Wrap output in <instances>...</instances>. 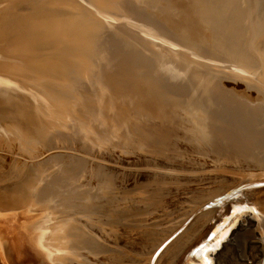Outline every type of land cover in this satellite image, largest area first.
I'll return each instance as SVG.
<instances>
[{"label": "bare ground", "instance_id": "obj_1", "mask_svg": "<svg viewBox=\"0 0 264 264\" xmlns=\"http://www.w3.org/2000/svg\"><path fill=\"white\" fill-rule=\"evenodd\" d=\"M36 1L31 6L34 7L31 12L19 8L13 14H5L3 19L6 32L15 28L17 24L18 27L25 28L18 38L11 39L0 47L1 58L3 60L8 58L7 61L11 62L6 65L1 62V64L10 73L13 81L23 82L25 73L31 74L36 71L35 73L39 72V75L41 72L43 75L40 76L41 78H45L46 75L50 76V79L52 76L55 80L58 78L60 81L74 82V90L79 92L88 89L89 87H85L87 83L95 79L101 80L111 88L118 85L122 91L129 92L128 84L139 80L143 83L148 80L155 86V89L151 88L152 95L157 97V99H148V97L144 102L127 105L131 110L128 111L131 113L130 118L128 119L126 114L123 116L131 122V126H127L131 127V130L127 133V127L125 128L127 134L123 133L126 137L117 135L120 140V150L116 155L111 158L110 154V158H105L106 154L104 156L101 154L104 158H100L97 149L85 145L82 149L86 146L88 148L85 152L84 149L81 151L92 157H89V160L88 158L80 160L82 161L78 163L80 168L78 164L75 168L77 177H70L73 170L67 168H71L73 161L78 162L81 154L74 156L67 152L65 156L69 161L72 160L71 163L69 162L70 167L64 168L65 164L68 165L65 162L62 165V169L67 171L64 170V175L67 173L69 175L67 182L64 181L63 174V176L57 174L61 170L59 166L56 176H62L64 179L56 178V182H53L51 178H55V175L51 173V177L47 175L41 180V187L45 190L49 188L52 193L62 190L69 201L71 195L74 196L77 191L80 194V191L85 189L84 186H79L81 176L84 185L90 183L91 187V184L96 186L94 180L98 179H104L100 183L104 184L105 178L108 180L107 177L112 173L117 177L121 176L120 178H123L124 173L128 175L132 170L129 168L135 162L131 164V151L134 156L138 157L143 152V156L158 160L159 165L156 168L159 169L158 175L166 176L169 181L183 180L180 179L183 177L182 173H178L181 171L177 170L178 167L174 168L176 163L182 166L187 161H193L196 166L199 164L201 167L193 175L202 178L190 182L198 184L200 195L190 197V201L187 199L186 206L183 205L184 217L176 218L172 223V230L165 231L164 236L154 242L151 249H148L149 252L143 254L137 264H223L222 258L231 251L234 259L232 264H264V99H256V95L262 91L260 82L264 75V0L181 1L179 6L169 7L170 13L174 15L175 21L172 25L176 30L165 31L164 27L152 25L158 33L145 27L138 11L140 6L151 8L159 0ZM23 3L19 1L18 4ZM184 23H195L199 27L209 29L216 36L213 47L210 49L201 47L202 40L193 39L191 36L185 37L183 33L187 29H184L186 28ZM226 36H229V53H224L222 50V43L225 42L223 37ZM52 54L61 58L55 56L52 58ZM5 55L12 58L4 57ZM257 65L260 69H256ZM112 82L115 84H111ZM51 92L60 97L64 96L56 90ZM52 94L51 99L55 98ZM51 113L49 109L36 110L29 104L15 101H8L0 106V129L5 138L7 140L17 138L30 149L35 145L41 148L36 153L34 150L30 152L31 160H39L35 164H29L37 177L44 172V169L49 168L48 162L55 155L49 153L47 159L43 157L40 160L39 158L46 152L52 151L44 145L54 141L60 142L63 135L71 131L77 138H81V133L86 128L84 123L77 124L66 120L68 118H62L63 116L55 117ZM115 125L118 127L117 124ZM119 125H122V121ZM176 141L184 143L188 149L183 151L182 155L176 150L171 151L167 146ZM30 153L28 152V155ZM122 155L126 158L123 159ZM66 157L64 160L67 159ZM165 160L175 163L174 166L169 162H166L169 164L167 165L164 163ZM221 170L244 172L245 179L231 184L227 180L203 177L217 175V171ZM61 171L60 173L63 172ZM174 171L178 175L171 174ZM212 180L217 181V186L215 184L214 187L206 188L205 183L210 186ZM99 182L98 180L97 186H100ZM122 183L120 182L121 185ZM93 188L91 187L89 191L91 192ZM91 194L94 193H87V197ZM64 198L66 199L65 196ZM69 202L68 205L73 204ZM89 202L88 208L91 206ZM6 205L7 201L0 202V207ZM79 210L81 212L77 214L78 217H74L78 212L70 213L74 214V218L72 215L69 219L67 217L61 225L52 229L49 236L47 234V236L22 237L18 232L26 230L29 234V228L37 222L30 220L24 226L22 224L24 219L21 218L23 215L14 213L1 216L0 264H17V262L28 264L33 261L32 256H26L21 251L22 249L33 251V248L46 256L49 254L48 256L59 263L62 261V264H87V255L93 254L95 242L103 236L100 234L107 225L101 220H90L84 209ZM95 215L101 214L95 213ZM248 215H251V219L247 218ZM20 225L24 227L20 228ZM53 225L54 222L51 228ZM89 226L96 227L100 234L91 233ZM231 226L236 228L231 231ZM256 231L260 237L255 236ZM240 238L244 239L245 245L237 249L238 245L235 243ZM98 252L95 256L100 255L101 252ZM103 257L104 260L109 258L106 256L101 258Z\"/></svg>", "mask_w": 264, "mask_h": 264}, {"label": "rangeland", "instance_id": "obj_2", "mask_svg": "<svg viewBox=\"0 0 264 264\" xmlns=\"http://www.w3.org/2000/svg\"><path fill=\"white\" fill-rule=\"evenodd\" d=\"M19 1H23L26 4H24V3L18 4ZM38 1H41V0H38ZM181 1H186V0H159V2L156 5H153V7H151V8H145L144 6H140L138 14L141 17V20L144 21L143 24L145 25V27L147 29L154 30L156 33H158V32L154 29L153 26L164 27L165 31H169L170 29L176 30L174 25H172V24H174L173 21H175L174 15L170 13L171 8H169V7L179 6L178 4ZM36 2H37L36 0H30L29 3H28V0H0V47H3L4 43H6L7 41H9L11 39L18 38L21 31L23 29H25L24 26L18 27V24H17L15 28H13L7 32L4 31L5 29H4V25H3L4 24L3 19H4L5 14L6 15L7 14H13L14 12H16L15 10L19 9V8H25L26 9L25 12H29V11L31 12L34 9V7L31 8V6ZM137 3H139V1H137ZM184 24L186 26V28H184V29L185 30L187 29L186 32L183 33L185 35V37L191 36L193 39L202 40L201 41L202 42L201 47L209 48V49L213 47L214 40H215L216 36H214L209 29L199 27V26L195 25V23H192V24L184 23ZM223 39H225V42L222 43V48H223L222 50L224 53H229V51H228L229 36L223 37ZM54 56L58 59L61 58V57L59 58L56 55L52 54V58H55ZM1 57L2 56L0 55V58ZM4 57H9V59L12 58V56H7V55H5ZM23 57H25V56H23ZM4 59L5 60H3L2 58L0 59V106H2L3 104H6V102H8V101H15V102H22L25 104H29V106L31 108L33 107L36 110L49 109L52 112L51 114H53L55 117L58 116L60 118L63 116L62 118H64V119L68 118L66 120L73 121L77 124L78 123H81V124L84 123L86 128H84L83 130L85 131V129H86V131L85 132L82 131L81 138L80 137L77 138L75 133H73L71 131L70 133L63 135V137H62L63 139L61 138L62 140L60 142L54 141V143L44 145L47 149L50 148L52 151L46 152L44 156H41L39 158L40 160L43 157H44V159H47L49 156L47 154H49V153H51V154L54 153L55 155H54V157L52 156L53 159H51V160H53V161L50 160V162H52V163L48 162L50 165V166H48L49 168L44 169L43 170L44 172H42L41 175L39 174L40 176L37 177L35 172H34L33 167H31L29 164L30 163L35 164L39 160L38 159L36 161H35V159L31 160L30 159V157H31L30 152L34 150V152L36 153V151L41 149V148L38 145H35L33 147L34 149L33 148L30 149V148H28V146L24 145L22 143V141H20L17 138L16 139L10 138V140H7V138H5V136L2 134V131L0 129V202L7 201V205L5 207H0V217L1 216H7L9 214H14V213L17 215H21V216L23 215V217H21V218L24 219V221H23L24 223L22 222V224L24 226L26 225V222H28L30 220L36 221L37 223H35L34 225H32L29 228V230H28L29 234L26 233L27 232L26 230L18 232V234H20L22 237H26V236H30V237L31 236H47V234L49 236V233L52 232V229L56 228L57 225H61L62 222L67 220V217L69 219V217H71V215L73 217L75 212H78L75 214L76 216H74L76 218V217H78L77 214H79V212H81L79 209H82V210L84 209L86 214L88 213V216L87 215L86 216L89 217L90 220H92V221L101 220L104 222V224L107 225V226L105 225L106 228H104V232L102 230H100V232L102 231L105 235L102 234V232L100 234L99 230L96 227L93 228V226H89V227H91V229H90L91 233H93V234L99 233L101 236L102 235L103 236L101 238L99 237L100 239H97V241L95 242L96 245L94 247H95V249L97 248L96 253L94 252L95 249L93 247V245H94V243H93L92 252H93V254L94 253L95 254H94V256L91 253L89 255H87L88 256V263L87 264L90 263L89 261H94L95 264H111V263L112 264H137L140 260V257L143 254H147L149 252V250L151 249L154 242L161 239L164 236L165 231L167 232L169 230H172V228H173L172 223L175 222V219L178 217L179 218L184 217L183 215L185 212L183 211V205L185 207L187 204L185 202H187L188 200L190 201L191 200L190 197H196V196L200 195L201 190H200V188H198V184L196 183L197 184L196 185V184L190 182L192 180L202 178V176L193 175L200 170L201 167H199V164L196 166L193 163V161L192 162L187 161L182 166L177 165V163L176 164L174 163L175 164V166H174L173 162H169V161L165 160L164 163L169 162V163H171V165L173 164L174 168L178 167L177 170L181 171L178 173L179 174L182 173L181 175L183 176L180 179L186 180V181H183V180L177 181L176 179H170V181L172 180L170 182L168 180L169 178H167L166 176L164 177L161 175L162 176L161 177L160 175H158L159 169H156L159 165V163L157 162L158 160H152L150 157L143 156V152H141L140 155L137 157V156H134L133 152L131 151L130 153H132V154H130L131 155L130 157L132 160H130V161L132 163L131 162L130 163L133 164V162L134 161L135 162L131 166V168H129V170L132 169L133 171L130 170L128 175L124 173V175L122 176L123 178H120L121 176L120 177L115 176L114 173L110 174L109 175L110 178H108L109 176L107 177L109 182L105 178V182H108L109 184L105 183V182H104V184L103 183L100 184L101 182L104 181V179H101L103 181L98 179L100 181L99 184L101 187L99 185L97 186L98 180H94V183H96L97 187L95 186V184H94V186H93V184H91V187L92 188L94 187L93 190L91 189V192L89 191L91 188L89 185L90 183L84 185V183H83L84 180H82L83 176H81L82 179H81V181H79V183H80L79 186L80 187L84 186L86 190L82 189V191H80V194H79V191H77V193H75V194H77L78 196L74 194L75 198H74V196L71 195L74 198L73 199L71 196H70L71 198L69 197V201L71 200V202H69L67 200L68 197H67V195H64L65 193L62 190L58 191L57 193L56 192L52 193V191L49 188H47V190H45L43 187H41V180L45 179V177H47V175H48V177H51L50 175L52 173L53 175H55V178H51L52 180H54L53 182H56L55 181L56 178L58 180H61L63 177H65V179L63 178L64 181L66 180V182H67V178L69 175H67L68 174L67 173L66 174L67 177H66V175H64L66 169H62L63 167L67 168L71 163L70 161H72L71 159L69 161V159L65 156V154L67 152H69L70 154H73V155L74 154H81V156H79L80 159H78L79 161L78 162H76V160L73 161L72 162L73 164L71 163V168H67V169L73 170L72 171L73 174L70 175V177L71 176L74 177L75 171L77 172V170L75 169L77 167L76 165L79 162L80 163L82 162L80 160H84L87 158L89 160L90 159L89 157H92V155H90V154L87 155V154L83 153V152H85L86 148H88L87 146H86V148H83L84 149L83 152L81 151V150H83L82 147H85V145H88V146L90 145L89 148L91 147V149H92V147L94 150L97 149V155L99 154L98 155L99 157L101 154L103 156H104V154H106L105 158H110V154H111V158H112V156L116 155L117 154L116 152H118V150H120V148H119L120 140H119L117 135H122V136L124 135V137H126L125 135L127 133H129V131L131 130V127H127L128 125L131 126V122H128V119L130 118L129 116L131 115V113H130L131 110L128 109L129 106H127V105L132 104L133 102H135V103H137L139 101L144 102L148 97H149L148 99H157V97H155V95L154 96L152 95V91H153L152 89L153 88L155 89V86L151 85L148 80L144 81L143 83L140 82V80L134 81L133 84H128L129 85L128 90L130 92L129 93L127 91L126 92L122 91L118 85L114 88H111V87H109L108 84H103L104 82H101V80L95 79V80L87 83L88 85L85 87H89L88 89L90 91L88 89H86V90H84L85 91V93H84L83 90L80 92L74 90L75 89L74 88L75 87L74 82L70 83L69 81L66 82L65 80H63L65 83V85H64L63 81H60V79L56 78V80H55V78H53L52 76H51L52 79H50L49 78L50 76L47 77L45 75V73H42L45 75V78L44 77L41 78L40 76H43V75H41V72L39 75V72L35 73L36 71L32 72L33 74L32 73L31 74L25 73L24 76H26V77L23 76V82H17V81H13L12 77L10 76V73L7 72L6 69L4 68V66L1 64V62H3V64H5V65L11 63V62L7 61L8 58H4ZM4 61H5V63H4ZM6 61L8 63H6ZM256 69H260V66L257 65ZM34 73H35V75H34ZM31 77H34V78H31ZM39 77L41 78V81H42L41 83H40ZM29 78H30V80H29ZM35 78L37 80H35ZM43 81H44V83H43ZM46 81L47 82L49 81L48 83H51V84H48ZM52 81L54 82V84ZM113 83L115 84V82H112L111 84H113ZM46 84H48V85H46ZM69 85L70 86L72 85V86L70 87ZM90 85H93V86H90ZM28 86L29 87L31 86V87L29 88ZM66 86H67V89H66ZM52 87H55L56 89L52 88ZM90 87H91V89H90ZM57 88H58V90H57ZM37 89L38 90L40 89V90L38 91ZM260 89L262 91L256 95V97H257L256 99H264V75H263L262 80L260 82ZM47 90H49V92H51L52 90L53 91L56 90L57 92H60V94L62 93V95H64V96L60 97V96L54 95L55 93L51 92L50 95L53 93L52 95L55 97V98H53V96H52L53 99H51L49 92ZM86 91H88V92H86ZM112 91L113 92L115 91V92L112 93ZM45 92L49 96H47V94ZM81 92H83V94ZM92 93H94L96 95H94ZM104 93L106 95H104ZM45 94H46V97H48V98L45 97ZM91 94H92V96H91ZM83 97H85V98H83ZM81 98L83 99V101ZM94 98H96V99H94ZM84 99H86V100H84ZM124 103H125V105H124ZM128 111H130V112H128ZM58 114H60V115H58ZM124 114H126V116L128 115L127 116L128 119H126V118H125L126 120L124 119V117H126V116H123ZM120 118H121V120H120ZM92 121L93 122L96 121V122L93 124ZM121 121H122V125L124 128L122 127V125H119V123L121 124ZM103 122H105V123H103ZM125 123H129V124H125ZM115 124H117L118 127L119 126L120 127L119 128L116 127ZM124 125H126V126H124ZM114 127H116V128H114ZM126 127H127L126 130L128 131L127 133L125 130ZM105 129H107V130H105ZM118 129H121V130L118 131ZM88 131H90V132H88ZM120 131H121V133H120ZM123 132H125L126 134H124ZM118 133H120V134H118ZM102 134H103V136H101ZM82 137H84V138H82ZM84 142H87V144H84ZM110 142H112V143H110ZM117 142H118V144H117ZM184 145H185L184 143H181L180 141H176V142L171 143L167 146L170 148L171 151L176 150L177 153L181 154V153H183V151L188 150L187 147H185ZM51 147H53V148H51ZM94 147H96V148H94ZM107 150H109L110 152ZM114 150H115V152H114ZM28 152L30 153L29 155H28ZM24 153H26L27 155ZM107 154H109V155H107ZM102 155L100 158L103 157ZM65 157L68 159V162H67V159L64 160ZM122 157H123V159L126 158V156H124V155H122ZM184 158H186V157L184 156ZM125 161L126 160H124V162ZM64 162L68 163V165L65 164ZM63 163L66 165V167L65 166L62 167ZM153 163H154V165H151ZM137 164H139L138 165L139 167L137 166ZM141 164H142V166H141ZM147 164L149 166H151L152 168L148 167ZM156 164H157V166H156ZM54 165H56V166H54ZM167 165H169V164H167ZM248 165H250V164H247V166ZM59 166L61 167V170L63 171L62 172L60 170L62 173H60V171L58 170V169H60ZM143 166H145V167L143 168ZM78 167L80 168L79 164H78ZM136 167H137V169H136ZM51 168L53 170H51ZM138 170H140V171H138ZM131 171H132V174H131ZM136 171H138V172H136ZM143 171L146 173H144ZM48 172H50V173H48ZM68 172L71 173V171H69V170H68ZM133 172L135 174H133ZM217 172H218L217 175H205L203 177L204 178L214 177L215 179L221 180V181L227 180V181H230L231 184L244 181V179H245L244 172H241V171L240 172H232L231 170H221V171H217ZM56 173L58 175L63 174L64 176L62 175L63 177L62 176L58 177V175L56 176ZM137 173L139 176L137 175ZM140 173H142V174H140ZM176 173L177 172L174 171V173L172 172L171 174L175 175ZM178 173L176 175H178ZM126 176L129 178H127ZM153 176H155V177H153ZM75 177H77V176H75ZM156 178L158 181L156 180ZM178 178H179V176H178ZM174 180L177 182H175ZM173 181H174V183H173ZM187 181H189L191 184ZM120 182L121 183L123 182L122 185L120 184ZM154 182H156V183H154ZM182 183H184V184H182ZM185 183H187V184H185ZM211 184H210V186H208L207 183H205L204 186L206 188L214 187L215 184L217 186V181L212 180ZM87 185H89V186H87ZM102 185H103V187H102ZM105 185H107V186H105ZM87 187H89V188H87ZM86 192L88 194H90V193H94V194L93 195L91 194L89 197H87ZM157 192L160 194H158ZM83 194H85L84 197H83ZM80 195L82 196V198ZM64 196L66 197V199L64 198ZM118 197L120 199H118ZM152 197H153V199H152ZM162 198H164V199H162ZM75 200L78 202H76ZM89 200H90V202H89ZM87 201L91 204V206H89L90 208H88V205H87L88 202ZM91 201L94 204H92ZM121 201H123V202H121ZM146 201H147V204H146ZM68 202L73 203L75 205H73V204L68 205L67 204ZM80 202H83V203L81 204ZM153 202H155V203H153ZM78 203H79V205H81V206L83 205L84 207L83 206H82L83 208L80 207L78 205ZM123 206H124L125 210L123 209ZM88 210H91V211H88ZM109 211H111V212H109ZM186 212H187V210H186ZM70 213H74V214H70ZM95 213L96 214L99 213V214L103 215L104 217L101 215H95ZM92 214L94 216H91ZM107 215H109V216H107ZM113 217L116 219H114ZM117 217L119 219H117ZM244 217H246V216H244ZM98 218H101V219H98ZM247 218L251 219V215H248ZM252 220L254 222L256 221V219H252ZM113 221H116V222H113ZM122 221H124V222H122ZM53 222H54V225H53V228H51ZM23 225H20V228L24 227ZM235 228H236V226H231L230 229H231V231H233ZM96 229L98 232L96 231ZM231 231H230V233H231ZM33 232H39V233L34 234ZM255 236L260 237L258 235V231L255 232ZM144 241L146 242V244ZM243 244L245 245V241L243 238L238 239L235 243V245H238L237 249H240V247L241 248L244 247ZM103 248L105 250H103ZM135 248H137V249H135ZM36 250L37 249H35V248H33V251L32 250L27 251V250L22 249L21 252L24 253L26 256H28V255H30V257L32 256L33 261L28 262V264H52V263L53 264H60V263L62 264L63 263L62 261L59 263V261H57L53 257L51 258V256H48L49 254L46 256V255L42 254L41 252H39L38 250L37 251ZM97 250H100V251L98 252ZM101 250H103V251H101ZM97 252L98 253L101 252V253H100V255L95 256L97 254ZM107 253L108 254L110 253V254L108 255ZM102 256H106L109 258H107V260L106 259L104 260L105 257L101 258ZM62 259H63V257H62ZM101 259H102V261H101ZM222 261H223V264L234 263V259L232 257V251L230 252V254L223 257ZM94 262H92L90 264H94ZM17 264H21V263L17 262Z\"/></svg>", "mask_w": 264, "mask_h": 264}]
</instances>
